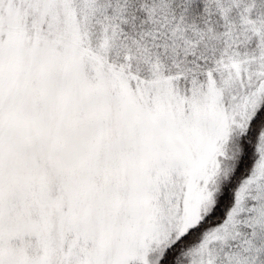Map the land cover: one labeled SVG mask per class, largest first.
<instances>
[{
    "label": "snow or ice",
    "instance_id": "6c2138e0",
    "mask_svg": "<svg viewBox=\"0 0 264 264\" xmlns=\"http://www.w3.org/2000/svg\"><path fill=\"white\" fill-rule=\"evenodd\" d=\"M0 264H264V0H0Z\"/></svg>",
    "mask_w": 264,
    "mask_h": 264
}]
</instances>
